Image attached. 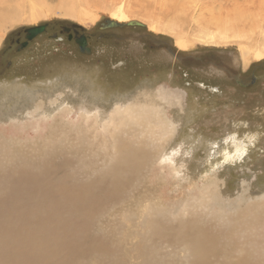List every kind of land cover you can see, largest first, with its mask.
Returning <instances> with one entry per match:
<instances>
[{"label":"rangeland","instance_id":"rangeland-1","mask_svg":"<svg viewBox=\"0 0 264 264\" xmlns=\"http://www.w3.org/2000/svg\"><path fill=\"white\" fill-rule=\"evenodd\" d=\"M32 1L46 14L21 12L1 32L0 264H264V57L245 66L236 43L198 40L218 17L263 13L264 0ZM118 5L123 20L111 16ZM106 19L143 27L110 30L122 40L89 56L46 35L5 53L27 28L91 33ZM173 22L193 40L184 50L150 27ZM229 66L261 68V82L252 72L257 83L237 88ZM169 91L181 100L155 99ZM133 103L158 115H111ZM117 159L130 168L113 182ZM71 222L85 229L80 245Z\"/></svg>","mask_w":264,"mask_h":264},{"label":"bare ground","instance_id":"bare-ground-1","mask_svg":"<svg viewBox=\"0 0 264 264\" xmlns=\"http://www.w3.org/2000/svg\"><path fill=\"white\" fill-rule=\"evenodd\" d=\"M70 1H72V0H70ZM37 2H33L32 0H30L29 2H27L26 5H24L23 0H0V41H1V38H2V34H1V32H3L2 29L5 27L6 24L11 23L13 21V19H15L16 15H19V13L22 12L25 16H27V19L28 20L30 19V22H36L39 17L44 16V14H46V9H45L46 6L45 7L44 6L41 7L40 5H42V4L38 5ZM39 3H41V2H39ZM73 3H74V1H73ZM65 4H67V3H65ZM71 5H74V4H71ZM26 7H27V9H26ZM194 8H196V7H194ZM72 9H75V8L72 7ZM262 10H264V7H262ZM79 12H81V11H79ZM124 13H125V10L123 9V7L118 5V7L111 13L112 14L111 16L113 18L115 17V19L117 18L118 20H123V19L126 18ZM249 13L250 12H247V11L233 12V14L231 15V17H229V19H223V17H218V19H216L217 22H215L213 24L214 25V27H213L214 29L212 31H210V30L207 31L206 33L203 32L198 37V40L203 42V43H205V44H213L215 46L228 45L230 43H236L238 45V47L240 48V52L244 53L243 55L246 56V58L244 57L245 61L246 60L248 61V62H246L245 66H247L249 64V62H250L248 60V56H251L252 58H254L256 60H261L264 57V12L263 13L258 12L259 14H257V13L252 14L253 13L252 12L251 13L252 15L249 14ZM91 17H92V15L90 13H88V12H82V14H80L78 16L80 21L89 20ZM130 22H133V21H130ZM245 23H247V24H245ZM240 24H241V26H239ZM150 27H151V30L165 32V33H169L170 35H172L174 37V39H175V45L179 49L184 50V49H186L188 47V44L193 42V40L189 37L190 35H187L184 31H182V29L179 28L174 22L171 23V24L161 25V26H157L156 23H151ZM142 96L146 98V97H152L153 95L150 96L149 92H147V93L142 94ZM154 96H155L156 100L164 101V103L168 102V101H173V100H176V101H180L181 100V96H180V93L178 91H176L175 93L170 92V91L167 92V93L157 92ZM141 106H143V105H141L140 103H138V104L137 103H133L131 106L129 105L130 109H126V110H120L118 107H116L113 110L111 115H116V114H121L122 115L123 114L125 117H129L132 114V110L133 111L135 110L134 107L138 108V111H139L138 114H139L140 117H144V113L146 115H154V116H155V114L158 115V109L159 108H154L156 106L152 107V109H149V110L140 109ZM136 155H137V152L131 151L130 154H128V156H129L128 159L133 161V162H135L134 157H136ZM140 160H142V158ZM122 163H123L122 159H117V160H115L112 163L111 172L114 171V174L112 175L111 178H112L113 182L117 181V179H118V178H116L117 175L119 173L123 172V170L126 167L130 168L128 166L129 165L128 163L125 162L124 165ZM84 194H85V192H82L81 195H84ZM19 196H20L19 193H17V197H19ZM80 199H81V197H80ZM71 201L69 200L68 202H70V204H71ZM72 202H74V200ZM79 202L83 204V201H81V200H76L75 203H79ZM38 215H40V214H38ZM241 224H240V226H241ZM70 225L75 228V231L72 232L70 235H74L75 236V240L79 236L76 243L78 245H80L81 244L80 241L82 243H83V241H85L84 237L82 236V235H84V230L85 229H84L83 226H81L80 224H77L76 222H74V223L71 222ZM152 226H156L155 223ZM166 232L167 231H165V233ZM161 233H162V230H161ZM22 235H24V234H22ZM176 237H177V235H176ZM183 238H185V236H183ZM208 238H209L208 236H206L203 239L199 238V242L202 243V240L206 241ZM55 240H58V239L56 238ZM53 244H54V242H53ZM209 245H210V243H209ZM209 245H208V247H210ZM210 248H212V247H210ZM40 251H41V249H40ZM224 252H226V251H224ZM192 254H194V253H192ZM195 255H196V253H195ZM78 258L79 257H76V259H78ZM244 260H246V258L242 255L241 261H244ZM198 264H200V263H198ZM201 264H202V262H201Z\"/></svg>","mask_w":264,"mask_h":264},{"label":"flooded vegetation","instance_id":"flooded-vegetation-1","mask_svg":"<svg viewBox=\"0 0 264 264\" xmlns=\"http://www.w3.org/2000/svg\"><path fill=\"white\" fill-rule=\"evenodd\" d=\"M102 25V24H101ZM39 26H44V30L41 34L37 35L35 38H33L30 41L26 40V32L25 30H22L20 32H17L13 38L11 40H9V46L8 49L5 51V53L7 54L10 51H14L15 53H21L23 50L28 49L29 46L39 37L41 36H47L49 37V39L55 40L57 41L58 44L60 45H64L67 44L68 49H72L71 52L69 53H73L76 52V54L78 55H83V56H89L93 53V48L95 47L96 43H103L105 40H122L121 37H119L118 35H116L115 33H109V31L116 29V30H122V31H130L129 29L131 28H127V27H123V28H108V29H103L102 26H100L98 28V30L94 31V32H86L83 28L77 26V25H62L59 26L57 30H52V27L50 25H39ZM36 27V26H34ZM28 29V28H27ZM127 29V30H126ZM119 43H121V41H119ZM80 44H83L82 49L80 48ZM209 62H220L221 59H216V55L215 56H209ZM188 60V62H187ZM226 60H228V63L231 64L230 62V56L228 58H226ZM188 63L190 65V62H192V64L194 65L195 63H197L195 61V59L191 58V59H187L184 58V64ZM179 63V62H177ZM187 63L186 66L187 67ZM10 64V63H8ZM181 63H179L180 65ZM182 65V64H181ZM230 71L232 73L228 74L227 72L223 73V76H225V78H228L229 80H233L235 83V87L240 88V89H247V87H251L252 85L256 84L257 82L251 83V80L253 79V73L254 75L256 74L259 78V81L261 82V68L254 70H251L249 73V69L246 68L245 70H240L238 69V76L233 74L234 73V67L233 66H229ZM216 71L218 72V70L216 69ZM258 78L256 79V81L258 80Z\"/></svg>","mask_w":264,"mask_h":264},{"label":"water","instance_id":"water-1","mask_svg":"<svg viewBox=\"0 0 264 264\" xmlns=\"http://www.w3.org/2000/svg\"><path fill=\"white\" fill-rule=\"evenodd\" d=\"M102 28L103 29H108V28H123V27H143L142 24H139L137 22H127V23H118L113 20L106 19L102 23ZM44 30V26H36V27H31L25 30L27 36L26 40L30 41L33 38H35L37 35L41 34ZM83 44H80V48L82 49Z\"/></svg>","mask_w":264,"mask_h":264}]
</instances>
